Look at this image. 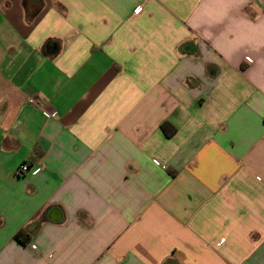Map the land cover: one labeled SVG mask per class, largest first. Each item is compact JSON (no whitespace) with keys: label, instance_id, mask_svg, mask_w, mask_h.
Wrapping results in <instances>:
<instances>
[{"label":"crops","instance_id":"crops-1","mask_svg":"<svg viewBox=\"0 0 264 264\" xmlns=\"http://www.w3.org/2000/svg\"><path fill=\"white\" fill-rule=\"evenodd\" d=\"M0 264H264V0H0Z\"/></svg>","mask_w":264,"mask_h":264},{"label":"trees","instance_id":"trees-1","mask_svg":"<svg viewBox=\"0 0 264 264\" xmlns=\"http://www.w3.org/2000/svg\"><path fill=\"white\" fill-rule=\"evenodd\" d=\"M160 128L166 136H170L175 131V127L166 120L160 123ZM15 239L18 242L25 243L28 240V234L24 230H20L15 234Z\"/></svg>","mask_w":264,"mask_h":264},{"label":"built area","instance_id":"built-area-1","mask_svg":"<svg viewBox=\"0 0 264 264\" xmlns=\"http://www.w3.org/2000/svg\"><path fill=\"white\" fill-rule=\"evenodd\" d=\"M28 100L32 103H34V99L33 98H28ZM28 170H30L29 166L26 163H22L17 169H16V173L17 174H21L24 172H27Z\"/></svg>","mask_w":264,"mask_h":264}]
</instances>
